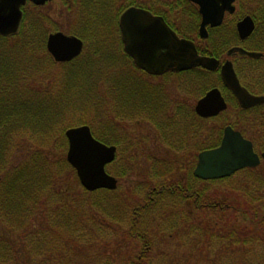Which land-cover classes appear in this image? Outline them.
Instances as JSON below:
<instances>
[{
	"label": "trees",
	"instance_id": "obj_1",
	"mask_svg": "<svg viewBox=\"0 0 264 264\" xmlns=\"http://www.w3.org/2000/svg\"><path fill=\"white\" fill-rule=\"evenodd\" d=\"M118 1L70 0L68 9L71 6L70 10H74V25L66 32L84 41L82 54L71 62L56 64L48 56L44 45L47 34L40 12L31 15L24 7L18 32L10 36L0 35V223L7 228L4 232L0 230V264H21L13 258L25 257L23 250L22 255L17 251L16 244L8 243V231H21V243L28 244V254L39 253L38 248L40 252H49L46 256H51V251L59 250L54 255H60L57 258L59 261L68 259L69 264H74L83 258L80 255L84 250L82 246L92 240L84 227L77 226L83 212L94 226L98 225V214L116 222L124 221L121 219L122 207L116 202L108 203L105 195L103 200L97 196L94 198V195L107 190L89 192L81 187L79 192L78 189L73 191L61 186L58 180L63 177V168L74 170L66 162L64 152L53 158L44 148L46 139H57V134L60 136L58 139L65 141V130L75 124H87L97 139L121 146L125 143L122 141L125 136L118 126L119 122L135 118L152 123L157 129L159 142L157 136L156 141L163 145L166 153H170L160 161L165 170L163 181L157 186L145 187L144 199L132 204L128 210V237L124 232V238L137 242L140 247L138 252L127 261L117 262L112 256L100 251L105 249L97 245L99 251L89 253L86 264H154L146 260L155 243L151 233L153 229L161 233L171 232V236L180 234V240L189 243L190 253L184 263L194 253L205 252V261H209L207 264H226L229 260H224V256L229 257L227 249L231 247V254L234 253L238 258H233L230 264H257L249 260V254L245 256L242 250L249 251L248 245H256L260 236L264 235L263 201L259 202L264 199L263 173L256 167L245 168L230 177L217 180H201L192 175L195 155L218 145L222 125L228 122L240 129L242 123L248 124L251 119L254 120L251 117L253 109L241 110L239 120L234 122L230 116L232 112H224L223 118L205 119L197 116L192 107L186 108L182 104L170 106V95L161 86L148 85L133 75L136 73L145 77L123 52L118 17L128 6L143 7L161 15L177 34L191 39L196 8L188 0H122L119 5ZM184 16L187 26L183 21ZM170 17L176 18L178 25L171 23ZM111 38L112 41L107 43ZM105 50H111L115 55L110 56ZM119 59L125 67L117 64ZM117 69L129 70L132 76L126 78ZM36 71L46 77V82L48 80L47 88L28 85L25 74L33 76ZM170 77H175L176 86L184 90L196 83L198 97L214 83L210 75L201 69L167 74L163 79L167 81ZM56 79H59L57 85ZM81 109H90L93 119L81 115L74 124L66 120L68 112L74 113ZM229 109L236 111L232 103ZM219 119H222L221 124L217 123ZM96 120H101L104 129L96 128ZM134 138L137 140L136 136ZM134 143L141 145L139 140ZM131 146L134 144L127 142V149ZM189 147L193 148L191 164L184 176L179 175ZM137 159L135 154L116 157L115 163L122 164V170L116 176L124 177L133 167L137 168ZM40 199L43 202H39ZM48 199L52 202L51 209L45 208ZM39 206L43 211L40 216L46 217L48 210L54 218L57 216L53 222L56 231L53 233L54 239L50 232L48 236L47 231L42 230L39 234L41 238L37 236L39 241L35 242L33 232L28 230L27 222L36 218L37 214L33 212ZM187 206L191 210L183 212ZM164 212H167L166 216ZM234 212L241 214L242 222H226L228 215L233 219L237 217ZM156 214L161 216L157 224ZM181 215L185 216L180 221H185L184 225L178 222ZM209 215L215 219H209ZM165 217H174L171 221L167 220L168 229L162 225ZM49 221L50 217L47 218ZM222 223L229 228L216 227ZM234 223L243 225L238 229L232 226ZM67 231L69 237L63 242L65 244H55V240L64 239L62 233ZM100 232H103V227ZM181 236L184 238L181 239ZM66 246L72 251L65 252ZM49 260L43 261L39 256L35 264H49ZM178 261L182 263V259Z\"/></svg>",
	"mask_w": 264,
	"mask_h": 264
},
{
	"label": "water",
	"instance_id": "obj_2",
	"mask_svg": "<svg viewBox=\"0 0 264 264\" xmlns=\"http://www.w3.org/2000/svg\"><path fill=\"white\" fill-rule=\"evenodd\" d=\"M27 1L42 5L49 0H0L1 34L17 31L22 18L21 7ZM189 1L199 8L201 37H206L207 24L216 25L222 20L225 10L233 11L234 0ZM118 21L124 51L138 68L148 74L161 75L167 71H184L197 66L214 69L218 64L214 58L199 55L192 40L179 37L162 16L145 8L130 6L120 14ZM237 28L241 35H245L251 30L252 23L246 18L238 23ZM82 48V40L72 34L57 31L47 37L46 49L57 62L72 59L80 54ZM221 75L242 107L247 108L261 101L240 86L227 63L222 66ZM226 107L219 89L212 88L199 98L194 109L199 116L209 117ZM64 134L67 139L65 159L74 169L80 185L87 191L115 189L117 178L106 171V165L114 160L116 146L95 138L85 124L69 127ZM258 163L252 142L227 125L223 128L218 146L198 153L193 175L203 180L219 179L246 167H256Z\"/></svg>",
	"mask_w": 264,
	"mask_h": 264
},
{
	"label": "rangeland",
	"instance_id": "obj_3",
	"mask_svg": "<svg viewBox=\"0 0 264 264\" xmlns=\"http://www.w3.org/2000/svg\"><path fill=\"white\" fill-rule=\"evenodd\" d=\"M70 1V0H69ZM124 2V1H123ZM64 0H51L49 3L38 7L37 9L33 8L32 6L26 4L23 7L27 8L28 12H30V14L32 15L33 13H38L40 12V14H42L43 18H44V27H45V31L46 34H48L49 32L55 31V29H59L62 31H67L69 30L70 27H73L74 25V18H73V9L70 10V8L67 9V6L64 4ZM70 3V2H69ZM68 3V4H69ZM122 3V0L118 1V5ZM171 23H177L176 18L173 19V17L169 18ZM187 19H185V16L183 18L184 24L185 26L188 25ZM187 24V25H186ZM67 33V32H66ZM112 41V38L109 39L107 41V43L109 41ZM110 41V42H111ZM110 47V46H109ZM112 50V49H111ZM106 51V53H109L108 55L110 56H114L115 53L113 51ZM48 52V51H46ZM83 52V51H82ZM104 53L107 57L108 55ZM82 54V53H81ZM80 54V55H81ZM79 55V56H80ZM40 57V56H39ZM44 60V59H41ZM107 60V59H105ZM105 62V61H104ZM119 63H117L118 65L125 67V64L119 59L118 61ZM46 65V64H45ZM120 74L122 76H125L126 78H129L132 76L131 72L128 70H121V69H117ZM118 72V73H119ZM26 75V80L29 86L32 87V85H37L39 87H45L47 88L49 86V82L47 80L46 82V77L43 74H38V72L36 71L35 73H33V76ZM135 75V77L139 78L140 80H144L148 85L151 86H161L163 88L164 91H166L169 95H170V106H174V105H180L184 106L186 108H189L191 106H194L195 103V96L192 95V92L190 91V88L188 90H184V89H180L179 86H176V78H168L167 81H165L162 78L159 77H147V76H143L141 74H139L140 76H138L136 73L133 74ZM80 76V74H79ZM182 80H185L184 77H181ZM59 79H61V77H59ZM58 79V81H59ZM79 79V78H78ZM50 81V80H49ZM57 79L55 80V83L57 85ZM80 80H78L79 82ZM51 82V81H50ZM129 82V81H128ZM40 84V85H38ZM53 84V82H52ZM81 115L84 116V118H91L93 119V113L90 109H81V110H77L76 112H68L67 113V117L66 120L68 122H76V120L78 119V117H80ZM86 115V116H85ZM137 119V118H135ZM126 120L123 122H119V127L120 129H122L121 131L124 132V136L125 139H122V141H124V145L121 146H117V152H116V157H122L124 155H128V156H133L135 154V157H138L139 159H137V168L133 167V169H131L124 177H118L116 176V173L120 172L122 170L121 167V163H115V158H114V162L108 164L106 166V170L109 174L115 176L117 178V187L113 190H109V189H105L107 190V192H102V193H98L97 195H94L96 198L100 197L102 200L104 199V195H105V199L106 201L109 203V201L112 202H116V204H118L119 206L122 207V220L124 221H118L116 222L115 220H110L107 217H103L101 216L102 214H98L97 215V223L98 225L94 226L93 223L87 219L88 217L86 216V213L83 212L82 215V220H80V222L77 223V226H81V228L84 227V229H86V232L90 235L91 237V243L83 245L82 249H84L83 251L80 252V255L82 258V260H78L76 261L74 264H79V262H81V264H86L88 263V261L86 259L89 253H94V252H98L99 250L97 249V245H99L100 247L102 246V248H104L105 250H100V251H104L106 256H112V258H114V260H116L117 262H123L127 261V259H129L130 257H132L136 252H138V249L140 248L138 246V243L135 242L134 240H126L124 237L125 235L127 236L126 233V229L128 228V221H129V215H128V210L131 207L132 204H138V202L140 203V201H142L144 199L145 193H144V188L145 187H152V186H157L158 184H160L159 182L163 181V175H165V170L162 168L161 166V160L165 159V157H168V155H170V153H166L163 145L158 143V134H157V129L156 127L150 123L145 121L144 119H140V120ZM117 120V119H116ZM95 121V120H94ZM97 121V126L96 123L93 122L94 126H96V128H100V129H104L101 120H96ZM218 124H221L222 122H220V120H217ZM78 124H75V126H77ZM61 128V127H60ZM102 131V130H101ZM27 132V131H25ZM100 132V131H99ZM65 136V134H64ZM134 136L137 137V140L140 141V146L135 145L134 142H137V140L134 138ZM156 136H157V141H156ZM58 137H60L57 134V139L56 137H50L49 139H46V143L47 145L45 146L46 148H44V151H46L47 153L50 154L51 157L55 158L57 157L60 153L64 152V156L66 154V150H67V139L65 137V141H61V139ZM29 139V136H28ZM49 140V141H48ZM34 142V141H32ZM63 142V143H62ZM127 142H131L134 144V146H131V148L129 147V149H127ZM31 144V142H28ZM34 144V143H33ZM61 144H63V147L61 146ZM123 144V143H121ZM123 146V147H122ZM34 147V146H33ZM136 147H139L138 149H136ZM136 149V151H135ZM52 151V153H51ZM136 153H135V152ZM193 148L188 149V151L186 152V156L185 158L182 160V165H181V169L179 171H181L179 173V175H183L185 174V171L187 170V168H189V164H191L192 161V155H193ZM169 160H171L170 158H168ZM166 159V160H168ZM66 160V159H65ZM67 162V161H66ZM159 162V163H157ZM194 165V163L192 164V166ZM151 174L155 175L151 177ZM160 174V175H158ZM62 175L63 177L59 178V183L61 186L67 188V189H71L73 191L77 190L80 192L81 189V185L75 175V172L72 170L67 171L65 168H63L62 171ZM264 180V178H262ZM263 182H261L262 184ZM258 187V186H257ZM104 189V188H102ZM98 190V189H97ZM146 190V188H145ZM264 190V189H263ZM262 191V190H261ZM262 202V208H264V199L260 200L259 202ZM39 202H43V199ZM51 204L52 202L50 201V199H48L46 201V206L45 208L47 209H51ZM242 204V203H241ZM191 207L187 206L185 208H183V212L185 211H190ZM41 212L43 213V211L41 210V206H39L35 212L36 218H31L28 222H27V227L28 230H30V232H33V240L35 242H38L39 238H41L39 236V234L43 232L47 231V235L49 236V232L51 237L54 239V234L56 233L55 231V225H53V222H55V219H57V216L54 218V215L52 214L51 211L48 210V213L45 216H40ZM158 212H163L162 211H158ZM164 216L167 215V212H164ZM235 215L237 216L235 219H233L232 216L228 215L229 217H227L226 222H229L231 220H236L235 222H242L241 220V214H237V212H234ZM145 214H147L145 212ZM231 214V213H230ZM48 215V217H47ZM232 215V214H231ZM35 217V216H34ZM50 217L51 222H47V218ZM87 217V218H86ZM155 217V223H158V220H160L161 216L159 215H154ZM195 217V216H194ZM194 217H192L193 221H194ZM181 218H185L184 215L180 216V220L178 221L179 223H181L180 225H184L185 221L180 222ZM174 217H165L162 220V225L164 226L163 228L168 229L167 226V220H173ZM190 219V217H189ZM209 219H215V217L213 215H209ZM196 220H198V217H196ZM188 224V223H187ZM179 224H177L178 226ZM189 225V224H188ZM230 225V224H228ZM243 224L240 223V225H238L237 223H234L232 226L234 227H238L241 226ZM4 224L0 223V230L4 232V230L7 228L3 227ZM103 227V232L99 233L100 228ZM154 227H157L154 225ZM216 227H225V228H229L227 227L224 223L217 225ZM66 228V227H65ZM34 230V231H31ZM49 230V231H48ZM125 232V235H124ZM35 233L37 235H35ZM153 237L155 238V243L153 246V249L150 252V255L147 257V261L150 263V261L154 262V264H207V262L209 261H205L204 257H207V254H205V252H201V253H194L192 255L191 258L188 259L187 262L184 263L185 258L188 256V254L190 253V247H189V243L187 242H182V238H184V236H181L180 240V234L177 235H173L171 236V232H158L156 229L151 232ZM150 233V234H151ZM241 233H245L244 231H241ZM8 235V243H14L17 246V251L19 250V253L22 255L23 251L25 253V257H23L22 259H18L16 256L13 258V260H19V262L21 264H23L24 262H26L25 264H35L37 259L42 257L43 261H46L47 259L49 260V264H69L68 259L67 260H62L59 261V259H57L60 255H56L54 256L56 253H58L59 250H55V251H51V256H46L49 252H40V250L37 248V250L39 251V253L36 252V254H28L27 251V247L28 244H22V239H21V231H8L6 233ZM263 234V232L261 233ZM38 236V237H37ZM62 236L64 239H60V240H55L54 243L57 244L58 246H61L65 243H63L64 241H66L69 237V232H64L62 233ZM67 237V239H66ZM128 237V236H127ZM256 243V242H255ZM67 245V243H66ZM230 247V246H229ZM66 251L65 252H71L72 250H70L67 246L65 247ZM207 249V248H206ZM205 249V250H206ZM23 250V251H22ZM230 253L229 257L228 256H224V260H229L228 262H225L226 264H230V262L233 260V258H238L235 257V254L232 253L231 254V247L230 249H227ZM241 250V249H239ZM248 250L247 252H245L244 250H242V253L245 254V256L247 254H249V260H252L253 263L257 264H264V235L260 236L259 241L256 243V245H248ZM233 252V251H232ZM44 254V255H42ZM33 258V262H32V258ZM49 257V258H48ZM78 257V256H77ZM219 258V256H217ZM110 258V259H112ZM178 259H182V263H179ZM215 259V258H212ZM114 261V262H116ZM78 262V263H77ZM166 262V263H163ZM170 262V263H169ZM218 263V262H217ZM219 263H221L219 261ZM45 264H47L45 262ZM209 264V263H208ZM211 264V263H210Z\"/></svg>",
	"mask_w": 264,
	"mask_h": 264
},
{
	"label": "flooded vegetation",
	"instance_id": "obj_4",
	"mask_svg": "<svg viewBox=\"0 0 264 264\" xmlns=\"http://www.w3.org/2000/svg\"><path fill=\"white\" fill-rule=\"evenodd\" d=\"M50 1L51 0L46 1L42 5H36L32 2H27L26 4L33 7L34 6L41 7L49 3ZM65 1H66L65 5L67 6L66 10L68 11V7H69L68 3L70 1L69 0H65ZM190 3L193 4L196 8V15H195L196 22L191 40L193 41L199 55L214 58L218 62L217 66L214 69H206L202 66H197L193 68V69H201L206 71L207 74L210 75L211 81L214 83L211 86H209V88L200 97L197 96L198 93H197L196 83L193 86H190V91L192 92V95L195 96L194 106L191 107L194 113L197 116H199L194 109L196 102L199 100V98L203 97L208 90L212 88H218L222 97L227 103V108L224 111L217 113L216 115L209 117H201V118H205V119L218 118V117L223 118L222 114L224 112H232L230 116L235 122L239 120V114L241 113V110L253 109L251 113L252 115L251 117L254 120L251 119L250 120L251 122L249 121L248 124L242 123L243 127L240 126L241 128L239 129L233 126L232 124L226 122L222 125V129L223 127L229 125L234 130L239 131L244 138L252 142L254 152L257 154V157L259 159L257 170L259 172H262L264 176V157H263V153H264V0H234L232 3L233 11L225 10L223 14V18L218 24L216 25L207 24L205 26L206 37H201L199 34V27L201 22V15L199 13V8L196 4L192 2ZM23 11H24V7H22V17H23ZM246 18L248 19V21L252 23V28L249 31V33L245 35H241L238 31L237 25L241 20ZM192 21L193 18L191 22ZM19 28L20 25L18 27V30ZM18 30L15 33H11V34L0 33V35L10 36L16 34ZM118 30H119V25H118ZM57 31H61L64 34L70 35V33L68 32L66 33L65 31L59 29L49 32L46 35V39H45V44H44L45 49H46V41L48 35L50 33H54ZM82 42L84 47V41L82 40ZM82 51L83 48L80 54L82 53ZM47 54L56 64L71 62L80 55L79 54L73 57L72 59L64 62H57L48 52ZM226 63L232 68L240 86L246 89V91L249 94L261 99L260 102H257L256 104L247 108H244L239 104L238 99L235 96L234 92L231 90V88H229L225 84L221 75L222 66L225 65ZM177 73L179 72L167 71L166 73L157 76H150L146 73L144 74L147 77H159L163 79L167 74H177ZM231 103L235 106L236 111H231L229 109ZM219 120L220 122H222V119ZM249 125L251 126L250 130H249L250 128ZM197 155L198 153L195 155L194 165L196 164L197 161Z\"/></svg>",
	"mask_w": 264,
	"mask_h": 264
},
{
	"label": "bare ground",
	"instance_id": "obj_5",
	"mask_svg": "<svg viewBox=\"0 0 264 264\" xmlns=\"http://www.w3.org/2000/svg\"><path fill=\"white\" fill-rule=\"evenodd\" d=\"M243 136V135H242ZM254 150V149H253Z\"/></svg>",
	"mask_w": 264,
	"mask_h": 264
}]
</instances>
